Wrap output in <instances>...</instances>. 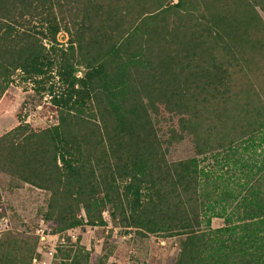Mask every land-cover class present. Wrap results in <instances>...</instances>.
Masks as SVG:
<instances>
[{
	"label": "trees",
	"instance_id": "trees-1",
	"mask_svg": "<svg viewBox=\"0 0 264 264\" xmlns=\"http://www.w3.org/2000/svg\"><path fill=\"white\" fill-rule=\"evenodd\" d=\"M19 1L21 9L18 0H0V99L18 72L27 80L54 68L78 94L70 105L57 101L58 124L37 131L22 122L0 136V170L51 192L46 217L54 231L82 225V209L86 223L103 225L110 204L114 218L120 210L129 219L126 226L180 236L174 264H264V174L242 195L212 181L197 157L167 158L169 147L187 134L195 137L198 154L206 153L210 123L225 124L226 114L237 122L244 90H255L244 103L247 111L264 107V86L249 77L264 52V35L252 33L263 30L255 8L264 10V0H158L153 12L112 34L85 30L119 27L122 11L109 13L111 22L86 15L60 59L20 25L24 14L54 0ZM47 22L53 52L60 26L56 19ZM93 45L98 50L86 61L75 56V46L85 56ZM81 64L86 71L77 76ZM158 70L160 117L182 115L179 130L169 139L160 135V143L145 101L153 107L145 84L158 79ZM86 112L99 118L92 134L83 129ZM258 123L264 127V120ZM213 217L224 218V225L212 227ZM17 242L0 239V264H24L14 252ZM81 250L68 264H90V252Z\"/></svg>",
	"mask_w": 264,
	"mask_h": 264
},
{
	"label": "rangeland",
	"instance_id": "rangeland-1",
	"mask_svg": "<svg viewBox=\"0 0 264 264\" xmlns=\"http://www.w3.org/2000/svg\"><path fill=\"white\" fill-rule=\"evenodd\" d=\"M157 1L54 0L53 5L50 3L44 9L38 8L35 12L24 14L20 25L34 32L38 39H42L40 42L51 51L52 56L60 59L61 49H69L70 41H75L77 32L83 30L80 25L83 16L87 15L93 21L108 17L111 22L109 13L116 14L117 11H122L124 17L119 27L113 24V27L111 24L105 27L97 25L93 31L85 30L88 34L101 31L112 34L129 26L134 17L153 12ZM177 1L172 0L174 3ZM18 5L21 9L24 3L20 4L18 0ZM255 9L257 18L262 19L260 23L263 30L261 32L253 30L252 33L256 37H262L264 10L260 6H256ZM47 18L50 22L56 19L60 26V31L56 35V49L53 52L50 48L52 42L49 40L52 38L53 30ZM87 49L90 54L87 52L84 56V52L81 53L75 46V56L82 57L81 61L87 60L91 54L95 55L98 47L87 46ZM255 65H257L255 69L257 74L249 77L260 81L259 85L264 86V71L262 69V72H259L264 65V52L258 57ZM79 69L77 76H83L86 66L81 64ZM23 75L20 72L15 75L13 83L0 99V136L22 122L28 123L37 131L52 127L59 122L61 103L57 101L70 100V105L77 99L78 94L55 68L45 76H36L27 80ZM145 85V92L152 96L150 100L154 103L152 107L145 98L153 129L160 143V135L163 139H169L172 130H179L182 115L163 112L160 117V71L158 79L148 80ZM252 94H255V90L250 92L244 90L240 94L242 100L240 99L236 104L239 114L237 122L231 118L228 120L226 114L225 120L228 122L226 121L225 124L218 126L210 123L211 135L208 137L210 148L206 153L198 154L195 137L187 134L183 140L169 147L168 160L178 161L197 157L200 168L209 172L212 181H219L222 187L228 186L236 191L239 189L244 195L254 185L256 179L264 174V127L258 123L264 120V107L259 104L256 109L255 107H249L250 111L245 109L244 103ZM85 101L89 104L91 99L86 96ZM88 113L84 114L86 120L83 129L87 134H92V130L97 129L100 122L99 118ZM212 181L210 180L211 185ZM210 189L212 190L213 187L210 186ZM50 200V191L32 186L0 170V209L9 216L13 226V230L1 234L0 239L7 236L18 239V242L12 245L15 247V254H18L24 264H27L29 257H31L30 264H34L35 257L40 264H68L74 257L77 258L75 256L77 252L84 254L81 249L90 252V264L175 263L180 236H166L160 231L148 232L140 227L126 226L125 223L129 219L123 218L120 210L114 218L110 204H107L103 210L105 224L86 223V214L82 209L79 212V216L85 219L82 225L55 232L52 221L46 217L50 212ZM142 201L145 203V196ZM223 225L224 218H212V227ZM42 228L46 229L44 239L40 234ZM78 258L80 259L79 256ZM81 261V264H85V260Z\"/></svg>",
	"mask_w": 264,
	"mask_h": 264
},
{
	"label": "built area",
	"instance_id": "built-area-1",
	"mask_svg": "<svg viewBox=\"0 0 264 264\" xmlns=\"http://www.w3.org/2000/svg\"><path fill=\"white\" fill-rule=\"evenodd\" d=\"M0 212H2V209H0ZM10 230H13V226H12L9 216L0 214V235ZM45 230L46 229L44 228L40 229V234L42 236V239L45 238ZM33 260H34V264H37V263L40 264V262L37 261L36 257Z\"/></svg>",
	"mask_w": 264,
	"mask_h": 264
}]
</instances>
